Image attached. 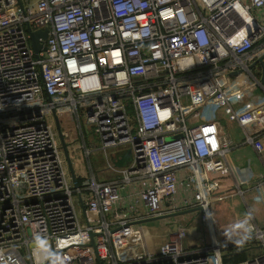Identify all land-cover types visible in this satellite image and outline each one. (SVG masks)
Here are the masks:
<instances>
[{"label": "built area", "instance_id": "1", "mask_svg": "<svg viewBox=\"0 0 264 264\" xmlns=\"http://www.w3.org/2000/svg\"><path fill=\"white\" fill-rule=\"evenodd\" d=\"M20 3L0 0V264H219L215 246L186 249L181 226L154 252L134 243L133 255L119 253L115 239L129 241L139 225L115 230L173 213L160 206L180 182L186 197L178 211L197 209L212 227L213 177L238 146L201 111L218 102L242 124L230 106L232 79L243 82L237 90L251 79L264 95L256 63L264 55V0ZM28 29L47 30L37 56ZM53 112L68 113L80 137L83 118L102 150L131 151L126 167L109 165L119 181L91 173L74 184ZM80 149L88 158L91 150ZM179 171L187 173L182 180ZM134 183L138 198L116 211ZM138 205L142 215L130 217ZM36 236L46 245L37 247ZM249 236L264 247V230ZM238 264H264V254Z\"/></svg>", "mask_w": 264, "mask_h": 264}, {"label": "crops", "instance_id": "2", "mask_svg": "<svg viewBox=\"0 0 264 264\" xmlns=\"http://www.w3.org/2000/svg\"><path fill=\"white\" fill-rule=\"evenodd\" d=\"M21 1L25 3L36 0ZM260 68L258 72H260ZM232 81L234 86L229 90L230 106L239 112L242 124H238L229 113H225L227 118L223 115L226 121L225 125L222 124L224 119L215 120L226 137L238 147L226 155L224 171L213 177L219 183V187L212 203L211 215L214 221L212 227L206 228L199 222L197 209L178 211L186 197L183 182H180L175 195L165 199L160 206L164 213L171 211L179 213L173 218L162 221V225H168V228L162 230L148 229L146 225L134 227L130 230V232L132 231V238H129V241H126V236L124 239H115L116 249L119 253L129 251L133 255L139 246L154 252L174 228L181 226L187 231V237L183 242L184 247L188 250L200 251L205 246H215L220 258L219 264H231L230 261L233 260L236 262L233 264H238L264 254V247L260 242L252 240L249 236L252 229L264 230V95L252 83H249L242 90H237L236 87H243V82L236 81V79H232ZM254 88L256 90L252 92ZM238 92L241 93L237 94ZM217 106L223 108V104L218 102H211L206 105V107L218 108ZM59 122L61 127L63 126L65 138L67 137V147L72 152L69 154L77 182L78 180L83 182L91 173L97 177L98 174L93 170L90 162L91 153L87 158L83 150L80 149L81 144L86 145L91 152L94 150L86 144L84 127L82 126L83 134L80 137L77 136L75 122L71 120L68 113L61 116ZM70 132H72L71 136L73 137H68L67 134ZM246 137L253 138L252 143H246ZM83 163L86 165L87 172L82 170L81 165ZM186 174L185 171L178 172L181 180ZM119 180L120 176L118 175L117 178L106 181ZM139 188L140 183L129 185L124 191L123 199L114 206L115 210L121 212L126 204L134 202L138 198ZM236 188L241 191V194L236 192ZM221 195L222 198L218 199ZM137 208L141 210V205H138ZM249 213L251 218L247 225L241 224ZM138 216L140 215H130V217ZM237 240L243 242L237 243ZM134 243L138 247L133 245ZM124 255L129 256L128 254Z\"/></svg>", "mask_w": 264, "mask_h": 264}, {"label": "rangeland", "instance_id": "3", "mask_svg": "<svg viewBox=\"0 0 264 264\" xmlns=\"http://www.w3.org/2000/svg\"><path fill=\"white\" fill-rule=\"evenodd\" d=\"M253 14L257 18L260 17L258 12H254ZM259 22L262 25H264V21H259ZM245 79H249V78H245ZM249 80H251V79H249ZM249 80H245V81H247L248 83H251ZM255 90L256 89L254 88V90H252V92H255ZM217 107L219 109L216 107H204L201 111L202 120L203 121L220 120L221 118L224 119L223 115L225 118H227L225 115L227 113H229V111L226 110V108H224V106H223V108L221 106L220 107L217 106ZM80 121H81L82 126L84 127L86 144L89 147H92L94 149L91 152L90 162L92 164L93 170L96 172V174H98L97 175L98 180L99 181H106L109 179L113 180V179L117 178L119 174L115 173L111 169H109V165H111V166L113 165V161H114L113 158L117 152L125 151V150H127V148L121 147V148H109L106 150H102L101 149V141L99 139V136L94 132V127L91 125H87L83 118H81ZM225 123H226V121L224 119L222 121V124L225 125ZM61 129H62V132H64L63 126L61 127ZM71 133L72 132L67 134L68 137L71 136ZM71 137H73V136H71ZM65 141L67 143V137L65 138ZM68 149H69V147H68ZM69 151H70L69 153L72 154L71 149H69ZM124 162H126V161H124ZM125 166L126 165L124 164L122 167H117V170L122 169ZM81 167H82L83 171L87 172V168H86L85 163H83L81 165ZM135 214L142 215V212L140 209H137V212H134L132 214L130 213L129 216L130 215L135 216ZM162 223H163L162 221H158V222L148 223L145 225L148 227V229H155V228L160 229V230L167 229L168 225H162Z\"/></svg>", "mask_w": 264, "mask_h": 264}, {"label": "water", "instance_id": "4", "mask_svg": "<svg viewBox=\"0 0 264 264\" xmlns=\"http://www.w3.org/2000/svg\"><path fill=\"white\" fill-rule=\"evenodd\" d=\"M17 1H18V5H21L20 0H17ZM28 31H29L30 41H31L34 53L37 56L40 51L45 49L44 44L39 42V39L44 40L47 37V30L44 29V30L30 31L28 29ZM256 63L259 64L261 69H262L260 81L264 85V55L259 57ZM254 66H255V64L252 66V68ZM52 116H53V122L55 125V129L57 132V136L59 139V143H60V146H61V149L63 152V156H64L65 161H66L68 172H69L70 177H71L72 181L74 182V184L77 185L78 182H77V178L75 176L73 163H72L69 151H68V147H67V143L65 141L64 134H63L61 126H60L59 118L55 112H53ZM113 159H114L113 165L115 167H122L124 164L127 166L131 160V151L129 149H127L125 151L117 152L114 155ZM123 160L126 162H124ZM178 214L179 213H170V214H165L162 216H156V217H152V218H146V219H142V220H138V221H134V222H129V223L125 224L124 226L117 228L115 231H118V230L125 228L127 226L145 225L148 223L168 220L170 218L175 217ZM91 245L93 246V242L91 243Z\"/></svg>", "mask_w": 264, "mask_h": 264}, {"label": "clouds", "instance_id": "5", "mask_svg": "<svg viewBox=\"0 0 264 264\" xmlns=\"http://www.w3.org/2000/svg\"><path fill=\"white\" fill-rule=\"evenodd\" d=\"M251 218L250 213L248 214V216L246 217V219L244 221L241 222V224L247 225L248 220ZM237 243H242V240H237ZM35 243L37 245V247H40L41 245H46V241L42 240V238L40 236H36L35 237ZM53 264H65L64 260L62 259H58V260H54Z\"/></svg>", "mask_w": 264, "mask_h": 264}, {"label": "trees", "instance_id": "6", "mask_svg": "<svg viewBox=\"0 0 264 264\" xmlns=\"http://www.w3.org/2000/svg\"><path fill=\"white\" fill-rule=\"evenodd\" d=\"M78 183H80L79 180H78ZM230 263L233 264V263H236V262L233 260V261H230ZM225 264H229V263H225Z\"/></svg>", "mask_w": 264, "mask_h": 264}]
</instances>
